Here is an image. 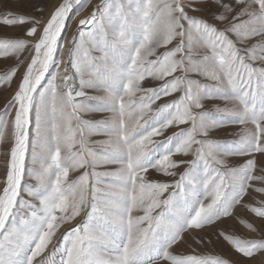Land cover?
I'll use <instances>...</instances> for the list:
<instances>
[{
    "label": "snow or ice",
    "instance_id": "1",
    "mask_svg": "<svg viewBox=\"0 0 264 264\" xmlns=\"http://www.w3.org/2000/svg\"><path fill=\"white\" fill-rule=\"evenodd\" d=\"M89 4L0 0V264H264V0Z\"/></svg>",
    "mask_w": 264,
    "mask_h": 264
},
{
    "label": "rangeland",
    "instance_id": "2",
    "mask_svg": "<svg viewBox=\"0 0 264 264\" xmlns=\"http://www.w3.org/2000/svg\"><path fill=\"white\" fill-rule=\"evenodd\" d=\"M11 2H12V0H9L10 6H11ZM98 2H99V0H90V4L88 5V7L86 9H84L83 11H81L80 17L87 15L88 12L91 11V7ZM73 26H75V25H73ZM0 34H2V29H0ZM4 64H5L4 58H0V70H2ZM8 96H9V93L0 91V108H3L5 100ZM218 103H220L221 106H223L222 101H220ZM239 130H240L239 125H231L229 127H226L224 129L220 130L217 133V138L230 139V138H232V136H234L236 133H238ZM0 151H2V149H0ZM3 175H4V161H3V157L0 156V179L3 178ZM241 215H242V217L246 218L249 214L247 213V211H242ZM229 223H232V222H229ZM236 232L238 235H241L242 237H247L250 235L248 233L247 229H245L242 225H238V222H237V226H236ZM201 251H203V249Z\"/></svg>",
    "mask_w": 264,
    "mask_h": 264
},
{
    "label": "bare ground",
    "instance_id": "3",
    "mask_svg": "<svg viewBox=\"0 0 264 264\" xmlns=\"http://www.w3.org/2000/svg\"><path fill=\"white\" fill-rule=\"evenodd\" d=\"M79 18H82V17H80V16H79V17H77V19H79Z\"/></svg>",
    "mask_w": 264,
    "mask_h": 264
}]
</instances>
